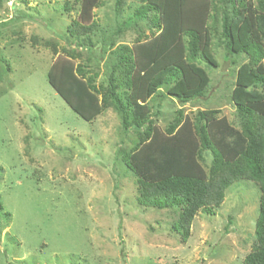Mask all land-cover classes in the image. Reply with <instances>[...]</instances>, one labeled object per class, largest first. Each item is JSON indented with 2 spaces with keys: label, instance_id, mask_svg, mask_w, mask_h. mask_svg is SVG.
Returning <instances> with one entry per match:
<instances>
[{
  "label": "rangeland",
  "instance_id": "1",
  "mask_svg": "<svg viewBox=\"0 0 264 264\" xmlns=\"http://www.w3.org/2000/svg\"><path fill=\"white\" fill-rule=\"evenodd\" d=\"M181 3L191 27H203L209 0ZM138 5L125 0L118 14L115 0H103L90 9L87 21L110 31ZM254 5L247 0L251 17ZM79 11L78 0H0V264H242L254 240L257 184L230 185L213 214L195 215L182 241L181 230L174 228L176 210L139 205L135 178L116 158L118 149L129 151L136 144V134L123 133L111 108L91 121L83 119L48 82L50 66L70 59L63 48L80 52L70 59L74 65H88L98 72L96 83L105 81L106 65L95 61L101 52L99 32L90 61L65 33L72 20H81ZM217 36L212 52L218 66L199 61L211 77L204 96L185 104L164 95L147 104L139 100L160 129L179 108L184 119L198 109H218V118L239 123L230 93L237 66L246 58H226ZM136 37L135 29H127L117 41L135 49ZM209 163L205 154V169Z\"/></svg>",
  "mask_w": 264,
  "mask_h": 264
},
{
  "label": "trees",
  "instance_id": "2",
  "mask_svg": "<svg viewBox=\"0 0 264 264\" xmlns=\"http://www.w3.org/2000/svg\"><path fill=\"white\" fill-rule=\"evenodd\" d=\"M78 1L83 21L72 20L65 33L86 50L89 61L101 42L95 61H104L105 81L96 83L98 72L88 65H74L70 59L79 58L80 52L63 48L70 59H57L50 66L48 82L83 119L91 121L111 108L123 133L136 134V144L129 151L118 149L116 158L135 178L139 205L176 210L174 228L181 230L182 241L189 236L195 215L213 214L230 185L241 180L257 184L260 205L254 240L242 264H264V0H255L252 17L247 0H209L205 24L196 28L183 16L182 0H138L133 12L116 20L110 31L96 20L87 21L90 9L103 0ZM124 2L115 0L118 14ZM68 5L66 1L67 10ZM127 29L137 31L135 49L117 41ZM98 32L101 39L96 41L93 37ZM215 35L226 58H246L237 66L230 93L239 123L234 126L225 117L218 118V109H198L192 119H184L179 108L160 129L146 104L155 95L177 98L181 104L204 96L211 77L199 61L218 66L212 52ZM108 50L109 57L104 59ZM140 99H146V104ZM205 154L210 156L207 169Z\"/></svg>",
  "mask_w": 264,
  "mask_h": 264
}]
</instances>
